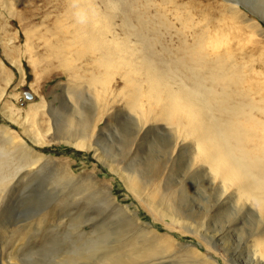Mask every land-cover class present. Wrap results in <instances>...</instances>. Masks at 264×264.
<instances>
[{
  "label": "rangeland",
  "instance_id": "374dc122",
  "mask_svg": "<svg viewBox=\"0 0 264 264\" xmlns=\"http://www.w3.org/2000/svg\"><path fill=\"white\" fill-rule=\"evenodd\" d=\"M247 10L227 0H0V129L13 130L18 144L47 160L36 173L13 175L0 195V264L14 263L10 258L100 264L92 245L147 226L175 253L171 264H189V254L213 264H252L253 249L261 257L264 210L259 217L251 201L238 199L234 181L219 196L221 178L209 184L186 153L170 150L165 117L138 131L127 105L162 79L161 89L202 98L197 107L212 126L226 117L218 106L234 111L250 101L264 108V17ZM143 99L154 112L166 103ZM72 104L91 111L97 151L55 135L54 123L65 121ZM104 157L113 163L105 165ZM126 168L139 183L158 170L164 180L142 193L121 177ZM164 185L174 190L180 211L203 224L204 238L193 233L190 218L155 205Z\"/></svg>",
  "mask_w": 264,
  "mask_h": 264
},
{
  "label": "bare ground",
  "instance_id": "6f19581e",
  "mask_svg": "<svg viewBox=\"0 0 264 264\" xmlns=\"http://www.w3.org/2000/svg\"><path fill=\"white\" fill-rule=\"evenodd\" d=\"M227 1L252 11L259 18L264 17L263 3H260L259 6L255 5V7L252 8L247 0ZM261 31L264 35V31ZM146 71L147 73L150 71L148 75L154 77V75H151V70H149L148 66H146ZM153 77L152 79L156 78V76ZM146 83L148 82L146 81ZM153 83L157 86L154 85V87L151 85L152 87L149 88V91H152L151 93L146 95L134 93L127 100V105L132 112V115L129 116L131 120L133 119V121H135L137 130L141 131L149 120L163 119L165 117L169 125L161 128L170 137V150H174L175 148L180 154L181 152L186 153L189 166L195 170H202L209 184L214 185L217 178H221V182L223 183L216 187L219 196L228 193L229 188L228 184H226L227 182L233 183L234 181V183L237 182L238 185L240 184L238 199L251 201L256 207L252 210L255 212L257 210L258 216L261 217L260 213L264 210V108L258 107L255 103L249 101V105L243 102V105L242 103H240L241 105H235L234 111H226L225 107L220 103L221 106H218L217 110H219L218 112H220V114L225 113L226 117L219 116L220 119H224L223 124L218 123V125H215L213 121L215 126H212L206 119L207 111H203L204 108H202V106L201 108L200 106L197 107L200 102L204 101L202 98L196 99L191 97V95L184 92L185 90L182 91V87H180L181 91H178V95H174L175 93L172 91L169 92L164 90L163 87L161 89L159 86L162 84V79H154ZM133 88L134 91L137 90L135 86ZM237 96L235 94V97ZM143 97L148 101V105L158 103L159 100H164L167 104H160L157 112H154L152 109L145 107ZM73 100L75 104L78 101L75 97ZM258 100L259 99H257V101ZM260 100L264 101V96H262ZM245 104L248 108L244 106ZM37 106L39 105H36V107ZM230 108H233V106H230ZM253 108H256L261 114L260 117L256 112L258 116L251 113V109ZM37 110L38 107L34 112L36 113ZM247 110L249 112H246ZM90 113L74 105L67 114L65 121L58 124L54 123L55 135L67 141L77 149L92 148L95 141L94 143L91 142L93 136L91 120L93 115H90ZM78 114L79 116H77ZM6 116H8L7 118L9 119H14L10 117L11 115L9 114H6ZM16 135L17 134L13 130L7 128L0 129V138H2L6 144V148H0V195L4 191L6 183L14 179L13 175L19 173L21 178L25 175V173L23 174L25 171L26 174H29V171L36 173L45 165V161H47L42 160L43 158L39 157V155H33L23 148L22 145L18 144V141L15 139ZM34 141L39 143L38 140ZM3 148H5V151ZM95 148L96 151L99 149V147ZM100 154L101 156H105V153L101 152ZM113 160L114 159L107 160L105 158L103 161L105 165H110ZM28 166L31 167L27 170L26 167ZM206 167L208 169H206ZM123 171L125 174L121 175V177L125 182H127L132 189L142 193L144 191H149L154 182L162 178V171L158 170L154 172L149 181L139 183L133 171L127 168ZM62 174L65 175L64 177H67V173ZM20 178L17 179L16 182H18ZM155 205L162 206L166 210L169 207L172 213L176 217H179V219L185 220L190 218L180 211L178 207L179 204L177 202L175 203L174 190L170 186L164 185L161 187ZM189 220L190 222L193 221L196 227L193 233L199 234L198 231L203 224L192 217ZM199 236L204 238V236L200 234ZM206 241L208 244L210 243L208 240ZM168 245L169 244H165L160 236L152 234L151 229L147 226L143 228L136 227L131 234L126 235L119 233L117 237L114 238V241H111V244L109 242L104 247L100 245L102 248L100 246L97 247V244H95L91 246L90 250L95 251V254L96 250H98L97 260L100 264H171V262L168 261L171 260L175 253L170 252V246ZM92 248L94 249L92 250ZM259 248L258 251L261 253L263 260L258 256L256 249L250 250L249 255L252 264H264V236L260 238ZM190 251L189 249L186 250V252ZM187 258L186 262L189 264H213L212 261L209 262L205 258H198L195 255L192 256L189 254ZM10 259L14 263L6 260L2 261L1 264H19L17 263L18 260L16 262V258Z\"/></svg>",
  "mask_w": 264,
  "mask_h": 264
},
{
  "label": "water",
  "instance_id": "95a60500",
  "mask_svg": "<svg viewBox=\"0 0 264 264\" xmlns=\"http://www.w3.org/2000/svg\"><path fill=\"white\" fill-rule=\"evenodd\" d=\"M23 91H25L26 93H25V98L29 101V100H33V94L29 91V90H27V89H24Z\"/></svg>",
  "mask_w": 264,
  "mask_h": 264
}]
</instances>
